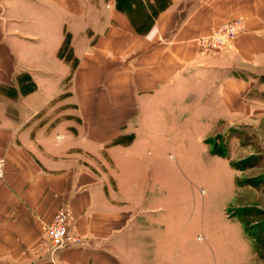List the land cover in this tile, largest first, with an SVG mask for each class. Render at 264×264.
<instances>
[{
	"label": "crops",
	"instance_id": "obj_1",
	"mask_svg": "<svg viewBox=\"0 0 264 264\" xmlns=\"http://www.w3.org/2000/svg\"><path fill=\"white\" fill-rule=\"evenodd\" d=\"M238 15L247 31L200 53L196 39ZM261 75L264 0H0V264L168 263L160 152L187 133L223 159L227 210L241 171L208 141ZM61 208L83 243L51 255Z\"/></svg>",
	"mask_w": 264,
	"mask_h": 264
},
{
	"label": "rangeland",
	"instance_id": "obj_2",
	"mask_svg": "<svg viewBox=\"0 0 264 264\" xmlns=\"http://www.w3.org/2000/svg\"><path fill=\"white\" fill-rule=\"evenodd\" d=\"M246 19L238 15L214 25L210 34L196 39L197 45L200 38L214 35L223 25L242 21L240 31L223 49L205 51L198 45L200 53L215 56L227 51L247 31ZM242 99L245 106L241 109L247 111H239L238 123L208 141L211 151L231 158L241 171L227 210L221 207L232 174L223 159L211 155L195 135L187 133L160 152V166L172 177L169 184L161 183L165 177L156 185L157 205L169 208L153 215L172 218L169 264H264V75L250 82ZM238 228H244L245 238ZM178 234H184L185 240L177 241Z\"/></svg>",
	"mask_w": 264,
	"mask_h": 264
},
{
	"label": "built area",
	"instance_id": "obj_3",
	"mask_svg": "<svg viewBox=\"0 0 264 264\" xmlns=\"http://www.w3.org/2000/svg\"><path fill=\"white\" fill-rule=\"evenodd\" d=\"M241 27V20H238L235 25H230V23L225 24L214 35L207 38H200L198 45L205 51L208 47L223 49L228 41L240 31ZM4 166L5 161L3 158H0V178L5 174ZM45 233L51 243V255L56 254L64 248L83 243V239L73 232L72 216L68 208L58 210L52 221L47 224Z\"/></svg>",
	"mask_w": 264,
	"mask_h": 264
},
{
	"label": "trees",
	"instance_id": "obj_4",
	"mask_svg": "<svg viewBox=\"0 0 264 264\" xmlns=\"http://www.w3.org/2000/svg\"><path fill=\"white\" fill-rule=\"evenodd\" d=\"M67 42H68V41H67ZM212 152L215 153V154L217 153L216 151H213V150H212ZM234 165H235V164H234ZM235 167H236V165H235Z\"/></svg>",
	"mask_w": 264,
	"mask_h": 264
}]
</instances>
